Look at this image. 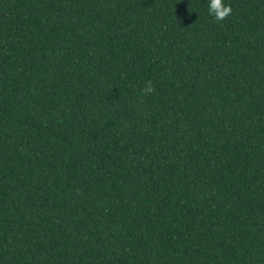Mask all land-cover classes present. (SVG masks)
I'll return each instance as SVG.
<instances>
[{
    "label": "trees",
    "instance_id": "trees-1",
    "mask_svg": "<svg viewBox=\"0 0 264 264\" xmlns=\"http://www.w3.org/2000/svg\"><path fill=\"white\" fill-rule=\"evenodd\" d=\"M227 3L0 0V264H264V0Z\"/></svg>",
    "mask_w": 264,
    "mask_h": 264
},
{
    "label": "clouds",
    "instance_id": "clouds-1",
    "mask_svg": "<svg viewBox=\"0 0 264 264\" xmlns=\"http://www.w3.org/2000/svg\"><path fill=\"white\" fill-rule=\"evenodd\" d=\"M232 12L231 5L227 3V0H208L207 13L213 17L216 21H224ZM145 94H150L154 91L153 87L149 83V86L142 90Z\"/></svg>",
    "mask_w": 264,
    "mask_h": 264
}]
</instances>
